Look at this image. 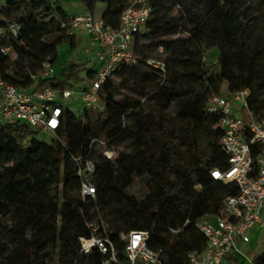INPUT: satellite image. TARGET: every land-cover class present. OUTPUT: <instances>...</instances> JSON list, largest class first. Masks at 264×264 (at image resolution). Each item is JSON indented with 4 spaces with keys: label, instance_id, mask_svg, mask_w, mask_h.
<instances>
[{
    "label": "trees",
    "instance_id": "trees-1",
    "mask_svg": "<svg viewBox=\"0 0 264 264\" xmlns=\"http://www.w3.org/2000/svg\"><path fill=\"white\" fill-rule=\"evenodd\" d=\"M79 1L91 12L97 3H104L101 18L113 27L129 3ZM239 1L149 0L150 15L133 39L138 62L121 66L103 83L102 110L87 109L76 116L65 109L50 142L35 139L40 131L20 121L0 128V233L19 211L34 229L31 240L18 235L22 241L18 251L3 264H47L49 246L63 252L56 259L60 264H100L102 254L97 249L78 254L77 237L91 236L86 223L93 222L94 213H101L109 223L97 233L110 237L119 251V236L129 230L150 231L147 244L162 250V264H188L187 254L204 247L205 238L195 221L220 215L224 197L238 191L235 183L224 184L210 176L212 168L225 166L226 157L218 143L220 132L213 127L218 117L208 114L205 104L223 92L225 83L226 91L248 89L251 111L264 117V28L260 27L264 23L253 18L244 22L236 7ZM61 2L5 0L0 13L22 28L17 36L0 37V45L11 47L8 54L0 52L2 80L29 88L31 75L41 71L43 62L54 63L58 44L77 45L80 38L61 28L70 17ZM159 36H163L159 44L146 42ZM160 47V54H154ZM211 49H216V59L207 64L205 56ZM148 58L164 61L165 71L149 66ZM80 69L73 64L66 76L75 77ZM94 72L87 69L86 75L92 79ZM48 83L56 86L62 81L39 77L35 87ZM160 101L176 109L180 124L174 143L167 127L171 125L145 110ZM200 134L209 140L207 162L198 152ZM92 137L115 145L134 142L114 164L102 158L95 163L90 179L95 193L82 199L73 158L82 156L81 163L90 159ZM63 169L70 173V185L64 187L68 192L58 218L56 205H49L44 195L36 196L44 193L47 179ZM137 178L144 179L142 198L128 192ZM253 263L264 264V249Z\"/></svg>",
    "mask_w": 264,
    "mask_h": 264
},
{
    "label": "built area",
    "instance_id": "built-area-1",
    "mask_svg": "<svg viewBox=\"0 0 264 264\" xmlns=\"http://www.w3.org/2000/svg\"><path fill=\"white\" fill-rule=\"evenodd\" d=\"M4 3H0V10ZM151 12L149 0H129L123 9L118 26L107 24L101 16L85 11L61 22V28L68 35L78 32L86 34L96 44L95 56L99 62L94 76L87 87L75 91L64 84L35 87L41 78L53 76V64L45 61L38 74L31 75L32 86L21 89L0 78V128L20 121L44 133L54 134L60 126L61 116L68 101H79L82 114L87 109L102 110L104 103L100 96L103 83L123 65H134L138 56L133 52L134 35L140 32ZM21 24L0 13V37L17 36ZM11 47L0 45V52L8 54ZM89 51V50H86ZM159 52L162 51L160 47ZM149 66L165 71L160 59L148 58ZM249 91L223 90L221 94L208 98L205 111L216 115L213 126L220 132L219 145L226 157L223 168H212L210 176L224 184L235 183L236 194H229L222 202V213L203 216L195 221V227L205 238L201 250L187 254L188 264H222L224 257L232 252L236 238L248 241V232L256 226H264V117H257L250 109ZM240 115H237L236 112ZM94 139L89 144L93 146ZM103 144V142H102ZM77 174L81 177L82 199L93 196L94 186L90 179L95 171V162L82 156L73 158ZM188 220H185V224ZM90 237H79L78 254L91 253L97 249L102 254L100 264H162V250L148 246V230H129L119 236L122 249L108 236L97 233L93 222L86 223Z\"/></svg>",
    "mask_w": 264,
    "mask_h": 264
},
{
    "label": "rangeland",
    "instance_id": "rangeland-1",
    "mask_svg": "<svg viewBox=\"0 0 264 264\" xmlns=\"http://www.w3.org/2000/svg\"><path fill=\"white\" fill-rule=\"evenodd\" d=\"M61 5L67 13H75L81 11L85 7L80 3L79 0H62ZM237 10L239 12L240 18L247 22L249 19L253 18L254 20L258 19L261 23H264V5L263 0H240L237 4ZM105 8L104 3H97L92 10L93 14L96 16H101L102 11ZM261 29L264 28L263 25L260 26ZM80 41L75 47H71L68 42H62L57 46V56L53 63V76L57 80H61L62 84L72 87L75 91L87 87L90 83V78L86 75L87 69H99L100 65L95 56L94 48L91 49L93 43L91 39L86 34H79ZM163 40V36L154 37L146 42H150L151 46L154 44H159ZM57 43V41H53ZM95 46V45H94ZM89 50V51H86ZM154 54L159 55V51H154ZM205 62L207 64H213L216 59V49H211L207 51ZM81 65V69L77 72L75 77L66 76L70 67L73 65ZM118 82L115 81V84ZM225 83L222 84L221 89L225 90ZM79 101L70 100L67 103V108L74 113V115L79 116L80 111ZM147 112L154 113L158 119L162 120L166 125L170 124L169 127V136H173V143L177 136V130L179 129L180 121L176 118V109L175 107H166L163 102H158L156 104H151L145 109ZM237 115L240 113L237 111ZM213 130V129H212ZM54 137L52 133L38 132L35 134L34 138L37 140H43L45 142H50ZM94 139L93 146L91 148L90 159L95 163L100 162L101 158L115 163L118 156L123 152H128L131 150V144L133 140L127 141L120 145L112 144L109 140L103 137H92L90 140ZM103 142V144H102ZM198 145V152L203 162H207L211 156V149L209 147V140L206 134H200L196 138ZM219 143V141H218ZM80 156V155H78ZM171 159L175 160L174 155L171 156ZM76 176L81 180V177L77 174ZM70 185V173L63 169L59 175H53L47 179V184L44 188V193L40 192L37 194L36 199H40L44 195L46 202L48 204H55L57 209L61 208L62 202L66 199L64 194L68 191L64 190V187ZM144 190V179L137 178L133 184L128 188V192L136 195L138 198L143 197ZM60 209L57 212L58 218H60ZM24 212L19 211L17 216H13L10 219H7L5 225V231L0 233V264H3L2 261L8 260L13 254H15L20 241L18 235L20 234L26 240L33 239L34 229L31 227L29 219ZM93 223L99 229L106 230L109 228V223L102 216L101 213H94ZM80 237V236H79ZM77 237V240L79 239ZM79 242V240H78ZM264 245V244H263ZM249 245L241 246V249H247ZM79 249V248H78ZM264 249L260 243H258L254 249L251 251L253 253H261ZM63 253L60 251L58 246H49V262L47 264H60L56 259L60 257ZM231 254V253H230ZM230 254L226 255V259ZM231 259L224 261L223 264H231Z\"/></svg>",
    "mask_w": 264,
    "mask_h": 264
},
{
    "label": "crops",
    "instance_id": "crops-1",
    "mask_svg": "<svg viewBox=\"0 0 264 264\" xmlns=\"http://www.w3.org/2000/svg\"><path fill=\"white\" fill-rule=\"evenodd\" d=\"M0 3H5V0H0ZM81 3V2H80ZM87 10H84L83 8L79 12L75 13H68L70 16L78 14V13H83ZM67 12V11H66ZM79 34H83L82 32H78L76 34V37H79ZM92 41V40H91ZM93 42V41H92ZM95 43V42H93ZM95 45V46H94ZM92 45L91 49L94 48L96 49V44ZM249 239L248 241H243L240 238H236V244L234 249L232 250L231 254L223 260L222 264L224 261H227L229 259L231 264H254L253 260L254 258L259 255V253H253L251 250L254 249V247L260 243L262 246L264 244V226L259 225L254 227L248 232ZM249 245L247 249H241V246L243 245Z\"/></svg>",
    "mask_w": 264,
    "mask_h": 264
}]
</instances>
